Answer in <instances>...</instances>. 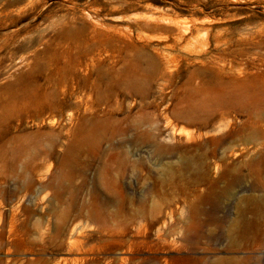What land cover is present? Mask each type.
<instances>
[{"label": "rangeland", "instance_id": "obj_1", "mask_svg": "<svg viewBox=\"0 0 264 264\" xmlns=\"http://www.w3.org/2000/svg\"><path fill=\"white\" fill-rule=\"evenodd\" d=\"M0 264H264V0H0Z\"/></svg>", "mask_w": 264, "mask_h": 264}, {"label": "bare ground", "instance_id": "obj_2", "mask_svg": "<svg viewBox=\"0 0 264 264\" xmlns=\"http://www.w3.org/2000/svg\"><path fill=\"white\" fill-rule=\"evenodd\" d=\"M160 236V235H159Z\"/></svg>", "mask_w": 264, "mask_h": 264}]
</instances>
